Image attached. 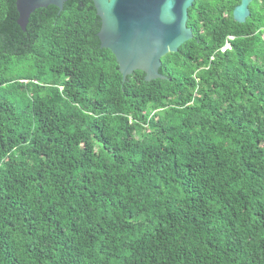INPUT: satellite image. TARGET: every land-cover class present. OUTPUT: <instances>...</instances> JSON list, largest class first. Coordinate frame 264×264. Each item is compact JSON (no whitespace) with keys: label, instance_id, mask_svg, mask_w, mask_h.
I'll return each instance as SVG.
<instances>
[{"label":"trees","instance_id":"1","mask_svg":"<svg viewBox=\"0 0 264 264\" xmlns=\"http://www.w3.org/2000/svg\"><path fill=\"white\" fill-rule=\"evenodd\" d=\"M239 2L195 0L147 81L92 0L25 30L0 0V264H264V0Z\"/></svg>","mask_w":264,"mask_h":264},{"label":"water","instance_id":"2","mask_svg":"<svg viewBox=\"0 0 264 264\" xmlns=\"http://www.w3.org/2000/svg\"><path fill=\"white\" fill-rule=\"evenodd\" d=\"M67 0H16L17 23L25 30L30 14L37 8L54 5L62 9ZM101 19L100 46L111 50L123 80L142 70L149 81L166 76L159 71L162 57L176 52L193 37L187 26L188 9L195 0H92ZM253 0H240L233 18L245 22Z\"/></svg>","mask_w":264,"mask_h":264},{"label":"flooded vegetation","instance_id":"3","mask_svg":"<svg viewBox=\"0 0 264 264\" xmlns=\"http://www.w3.org/2000/svg\"><path fill=\"white\" fill-rule=\"evenodd\" d=\"M187 26H190L189 24H188V20H187ZM191 27V26H190Z\"/></svg>","mask_w":264,"mask_h":264},{"label":"built area","instance_id":"4","mask_svg":"<svg viewBox=\"0 0 264 264\" xmlns=\"http://www.w3.org/2000/svg\"><path fill=\"white\" fill-rule=\"evenodd\" d=\"M229 45H227V47H228ZM226 47V46H225Z\"/></svg>","mask_w":264,"mask_h":264},{"label":"clouds","instance_id":"5","mask_svg":"<svg viewBox=\"0 0 264 264\" xmlns=\"http://www.w3.org/2000/svg\"><path fill=\"white\" fill-rule=\"evenodd\" d=\"M229 47V46H228Z\"/></svg>","mask_w":264,"mask_h":264}]
</instances>
